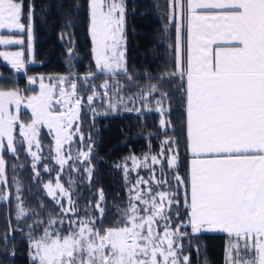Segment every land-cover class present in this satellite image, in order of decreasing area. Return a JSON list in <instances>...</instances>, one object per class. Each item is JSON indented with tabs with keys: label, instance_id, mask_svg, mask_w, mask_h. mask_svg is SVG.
<instances>
[{
	"label": "snow or ice",
	"instance_id": "6c2138e0",
	"mask_svg": "<svg viewBox=\"0 0 264 264\" xmlns=\"http://www.w3.org/2000/svg\"><path fill=\"white\" fill-rule=\"evenodd\" d=\"M76 7L87 9L95 72L30 76L29 85H38L31 95L0 86V185L8 187L4 153L18 157L25 151L34 178L40 177L42 127L54 140L50 159L59 165L54 186L52 180L43 185L55 213L46 211L44 201L26 207L21 182L13 178L16 219L33 220L27 225L31 264H191L184 241L189 238L190 246L191 237L206 232L225 235L226 264H264V0H168L175 28L172 66L159 76L149 74L137 94L155 100V107L144 108L160 114L164 139L156 154L149 143L142 158H126L132 170L148 169L147 177L130 182L127 164L118 165L129 186L126 200L113 204L117 218L108 226L103 189L81 210L74 199L75 180L70 177L65 187L60 173L67 165L91 183L94 141L82 131L81 111L87 104L97 114L91 106L109 94L110 86L122 102L118 75L133 80L125 56L126 5L125 0H84ZM34 20V3L0 0V45H25L14 37L26 34L27 53L33 55ZM67 55L71 68L74 48ZM0 57L17 72L26 67L24 50L0 51ZM96 73L108 77L100 85L103 93L92 83ZM165 86L175 87L181 97L179 134L170 119L173 93ZM82 89L90 94L84 96ZM109 107L116 105L109 102ZM22 108L30 117L22 116ZM42 167L53 171L46 162ZM11 196L0 189V202Z\"/></svg>",
	"mask_w": 264,
	"mask_h": 264
},
{
	"label": "trees",
	"instance_id": "16d2710c",
	"mask_svg": "<svg viewBox=\"0 0 264 264\" xmlns=\"http://www.w3.org/2000/svg\"><path fill=\"white\" fill-rule=\"evenodd\" d=\"M35 5L34 20V64L26 67L30 74H61L69 73L72 69L80 76L89 69L95 72L92 60V43L87 31V9L77 8V4H83L84 0H25ZM126 5V62L128 73L133 77L128 81L123 74L118 75L120 84L119 97L117 98L113 89L109 92V99L101 103V109L91 118L83 115L82 130L89 134L94 141L91 165L94 166V173L89 184L85 174L71 171L68 166L61 173L62 182L67 187V181L75 180L73 185L74 199L83 210L86 201L95 200V193L103 189L107 201L109 214L105 226L111 224L117 217L112 211L113 204L126 200L127 187L123 166L127 164L130 169L128 181L134 182L137 176L149 175L146 168L137 167L133 169L130 156L138 159L149 152L151 154L160 151V142L164 139L162 131L158 128L160 114L149 112L144 108L145 104L155 107V100L149 98L142 100L137 95L140 88L148 83L146 77L151 74L159 76L161 70L170 69L172 66L170 45L175 42V28L169 21L168 0H125ZM167 26V28H166ZM62 34L64 39H61ZM26 42V34L17 33ZM74 48L75 55L72 57V67H69L68 50L66 46ZM22 47L27 58V45H10L7 48ZM2 47L0 46V49ZM5 67L0 64V71ZM103 74L96 73L94 83L97 89L107 79ZM151 83H157L152 80ZM26 80L23 76L12 77L0 75V86H25ZM36 85L26 87L23 92L29 93ZM165 91L173 93L171 98L172 112L170 119L175 125L177 134L182 129V106L181 97L175 87L164 88ZM104 100V95L100 97ZM159 97L157 96L156 99ZM109 102L115 104V108L109 107ZM165 102V106H167ZM97 101H94L96 106ZM87 117V118H86ZM42 143V164L47 163L53 169L51 172H44L42 164L37 166L41 173L39 178H34L31 168L32 158L21 151L18 157L4 153L6 160V176L8 187L0 185V189L7 188L12 193L9 201L0 202V264H31L29 256L28 224L33 223L32 219H16V185L13 178L21 182L22 199L25 206L35 208L38 202L46 203V211L56 212L57 208L51 199L46 195L43 187L45 181L52 179V175L58 169L53 156L54 151L50 145L53 141L48 134V129L42 128L40 135ZM48 143V146H45ZM48 148V149H47ZM49 152V155H46ZM180 155L182 167L181 175L184 173L183 162L185 161L184 141L180 139ZM13 165L17 167L13 169ZM23 165V167H20ZM158 167V166H157ZM83 215V211H81ZM15 229V231H13ZM190 231V229H187ZM39 234V233H36ZM7 236V240L4 237ZM184 241L185 252L190 256L191 264H226L225 245L226 237L222 233L206 232L199 236L191 237ZM14 253V255H13Z\"/></svg>",
	"mask_w": 264,
	"mask_h": 264
},
{
	"label": "rangeland",
	"instance_id": "374dc122",
	"mask_svg": "<svg viewBox=\"0 0 264 264\" xmlns=\"http://www.w3.org/2000/svg\"><path fill=\"white\" fill-rule=\"evenodd\" d=\"M14 38H20V36H15ZM22 38V37H21ZM26 45H27V37H26ZM10 46V45H9ZM8 46H2V48L0 49V50H2V51H4V52H14V51H19V50H22L20 47H14V48H7ZM33 47H34V40H33ZM70 48V46L69 45H67L66 46V49L68 50ZM5 49V50H4ZM33 59H34V56L33 55H31V56H29V55H27V60L26 61H29V62H32L33 61ZM5 68H6V66L5 67H3V69L0 71V73H5V75L6 76H12V77H14L13 75H11V73H10V70H8V71H6L5 72ZM13 71L15 70V69H13V68H11ZM11 70V71H12ZM71 72H73V73H76L75 72V70L74 69H72L71 70ZM69 73H61V74H47V75H43V74H30V73H28V72H26V76H25V79H26V84H25V86L23 85V86H21L20 85V89L21 90H24L27 86L28 87H31V86H33V85H29V83H28V77H30V76H41V75H43V76H45V77H49V76H58V75H68ZM4 75V76H5ZM83 76V74L81 75V77ZM45 82L47 83L48 81H47V79L45 80ZM104 82V81H103ZM103 82L101 83V84H103ZM13 87H15V86H9V87H4L5 89H11V88H13ZM19 88V87H18ZM35 89H37L38 90V85H36V88ZM101 93H103L104 91H106L105 89H101V90H99ZM108 91V93L111 91V86H110V88L107 90ZM23 94L24 95H31V94H33V92L32 91H30L29 93H25V92H23ZM82 94L84 95V96H87L88 94H90V92L87 90V89H82ZM101 96H103V95H100L95 101H97V104H96V106L93 104L91 107H94L95 109H96V113L97 112H99L100 111V109H101V103H103V102H105L107 99H109V95H107V96H105L104 95V100L103 101H101ZM107 98V99H106ZM21 114H22V116L23 117H25V118H27V117H30V111L29 110H27V109H23L22 108V110H21ZM83 115H85V116H87V115H89V116H87V117H89V118H91V115H93V112L91 111V109H90V107L89 106H87V104H85V106L83 107V109H82V111H81V126H82V123H83ZM86 117V118H87ZM160 119H161V116H160ZM42 128H46V127H42ZM47 129V128H46ZM42 130V129H41ZM83 131V130H82ZM85 134V136H89V134H86V133H84ZM53 139V138H52ZM53 142L50 144L51 146H52V150L54 151V140H52ZM45 146H48V148H49V145H48V143L45 145ZM47 148V149H48ZM33 150H35V149H33ZM73 151H75V146H74V149H73ZM40 155L42 156V154H41V152H40ZM46 155L48 156L49 155V152H46ZM53 156H55V152L53 153ZM52 156V157H53ZM43 157V156H42ZM55 161V160H54ZM69 163H71V161L69 162ZM65 166H67V165H65ZM81 167H83L82 165H81ZM58 169H59V167H58ZM73 173H75V171H73ZM61 174V173H60ZM56 175H57V170L54 172V174L52 175V179H49V180H47V181H45V183L44 184H46V183H48L50 180H52L53 181V186H54V182H55V178H56ZM61 183L62 184H64L63 182H62V180H61ZM66 187V186H65ZM4 191H6V192H8V189L7 188H4L3 189ZM46 190V189H45ZM185 255H188V254H185Z\"/></svg>",
	"mask_w": 264,
	"mask_h": 264
},
{
	"label": "crops",
	"instance_id": "0c3cea01",
	"mask_svg": "<svg viewBox=\"0 0 264 264\" xmlns=\"http://www.w3.org/2000/svg\"><path fill=\"white\" fill-rule=\"evenodd\" d=\"M17 36H20V35H17ZM22 36H20V38H21ZM22 39H23V37H22ZM1 47L2 46H9V45H0ZM21 49H22V47H20ZM3 50V49H2ZM2 50H0V51H2ZM5 50V49H4ZM23 50V49H22ZM30 56V55H29ZM26 60H27V58H26ZM36 61L33 59V61L32 62H29V61H26V67L28 66V65H30V64H34ZM0 64H4L6 67H8V68H12L11 67V65L10 64H8L6 61H4V59H3V57H0ZM26 67H25V69H26ZM28 80V79H27Z\"/></svg>",
	"mask_w": 264,
	"mask_h": 264
},
{
	"label": "built area",
	"instance_id": "2783aa9c",
	"mask_svg": "<svg viewBox=\"0 0 264 264\" xmlns=\"http://www.w3.org/2000/svg\"><path fill=\"white\" fill-rule=\"evenodd\" d=\"M9 70V68H5V72L6 71H8ZM11 73V75H13V76H25V74H26V71H25V69L24 70H22V71H20V72H17L16 70H12V72H10ZM1 75H5V73H1Z\"/></svg>",
	"mask_w": 264,
	"mask_h": 264
}]
</instances>
